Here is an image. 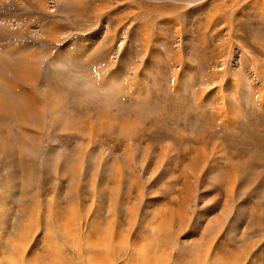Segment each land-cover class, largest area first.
Here are the masks:
<instances>
[{"label": "rangeland", "instance_id": "obj_1", "mask_svg": "<svg viewBox=\"0 0 264 264\" xmlns=\"http://www.w3.org/2000/svg\"><path fill=\"white\" fill-rule=\"evenodd\" d=\"M0 264H264V0H0Z\"/></svg>", "mask_w": 264, "mask_h": 264}, {"label": "bare ground", "instance_id": "obj_2", "mask_svg": "<svg viewBox=\"0 0 264 264\" xmlns=\"http://www.w3.org/2000/svg\"><path fill=\"white\" fill-rule=\"evenodd\" d=\"M1 30V29H0ZM8 55H11L12 52H6ZM8 55L0 56V75L3 74H13L15 71L22 70V66L26 64V61H19V57H12Z\"/></svg>", "mask_w": 264, "mask_h": 264}]
</instances>
